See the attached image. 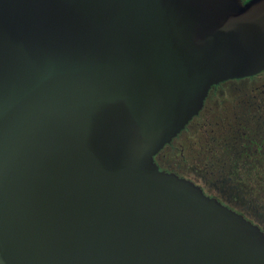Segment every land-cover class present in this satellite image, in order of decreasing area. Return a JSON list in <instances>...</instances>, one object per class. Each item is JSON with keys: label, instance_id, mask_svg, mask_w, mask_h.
<instances>
[{"label": "water", "instance_id": "water-1", "mask_svg": "<svg viewBox=\"0 0 264 264\" xmlns=\"http://www.w3.org/2000/svg\"><path fill=\"white\" fill-rule=\"evenodd\" d=\"M262 69L264 0H0V264H264L258 224L154 160Z\"/></svg>", "mask_w": 264, "mask_h": 264}, {"label": "trees", "instance_id": "trees-1", "mask_svg": "<svg viewBox=\"0 0 264 264\" xmlns=\"http://www.w3.org/2000/svg\"><path fill=\"white\" fill-rule=\"evenodd\" d=\"M154 160L264 231V69L212 84L199 111Z\"/></svg>", "mask_w": 264, "mask_h": 264}]
</instances>
